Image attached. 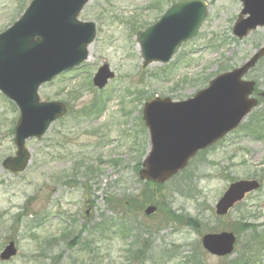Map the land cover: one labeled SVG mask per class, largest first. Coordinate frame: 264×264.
Here are the masks:
<instances>
[{"label":"rangeland","instance_id":"rangeland-1","mask_svg":"<svg viewBox=\"0 0 264 264\" xmlns=\"http://www.w3.org/2000/svg\"><path fill=\"white\" fill-rule=\"evenodd\" d=\"M30 1L0 0V32ZM173 1L90 0L84 6L78 18L97 28L89 58L41 86L42 100L62 101L68 111L43 137L27 140L31 161L20 173L2 165L15 155L20 112L0 92V253L10 241L17 247L0 264H229L247 244L254 264H264V135L251 131L264 114L258 96L264 59L246 76L256 80L259 106L237 129L166 183L139 177L151 149L143 104L157 96L187 99L264 45V26L244 40L231 32L239 0H204L208 14L198 34L168 63L143 67L137 32ZM106 63L115 77L97 89L91 80ZM242 179H258L261 186L227 215H217V200ZM149 204L157 206L151 215L145 213ZM241 221L256 232L245 231ZM224 230L237 236L234 253L211 256L202 236ZM141 248L139 258L130 253Z\"/></svg>","mask_w":264,"mask_h":264},{"label":"water","instance_id":"water-1","mask_svg":"<svg viewBox=\"0 0 264 264\" xmlns=\"http://www.w3.org/2000/svg\"><path fill=\"white\" fill-rule=\"evenodd\" d=\"M89 0H32L20 20L0 33V89L20 108L15 126L16 155L3 165L13 172L26 169L31 152L26 141L45 134L67 107L59 101H41L38 89L61 71L73 68L89 56L87 49L96 35L93 22L77 17ZM243 8L233 27L238 38L264 26V0H240ZM203 0H183L173 4L159 21L138 33L144 66L154 61L168 62L180 44L196 36L207 16ZM264 57L259 48L235 70L218 74L194 97L173 101L170 97L146 102L143 121L150 131L151 151L138 174L145 180L164 183L183 169L200 149L216 143L236 128L258 104L250 94L254 81L244 80L246 72ZM107 64L98 69L94 84L103 88L114 73ZM264 94V93H262ZM259 187L255 180L237 181L217 203L219 215L226 214L246 193ZM156 207L145 210L152 214ZM236 237L232 232L208 233L202 245L213 255L232 253ZM17 253L11 242L0 254L9 260Z\"/></svg>","mask_w":264,"mask_h":264},{"label":"trees","instance_id":"trees-1","mask_svg":"<svg viewBox=\"0 0 264 264\" xmlns=\"http://www.w3.org/2000/svg\"><path fill=\"white\" fill-rule=\"evenodd\" d=\"M252 127H253V128H251L252 131H255L256 133H258L259 136H262L264 134V117L261 116L259 121L257 120L256 124ZM242 225H243L242 227L245 231H249V230L254 231V229L251 228V225L249 223H247L246 221H242ZM132 228H133V230H135L134 227H132ZM254 232H256V231H254ZM90 234H92V232ZM137 235H136V237H137ZM88 244H89V242H86V243L84 242L83 245L88 246ZM250 251L251 250L247 244V247L245 248L244 253L240 254L237 258L232 260L229 264H254V261L252 259L254 257V254L251 253V256H252L251 257L249 254ZM143 252H144L143 248H141L140 250H137V251L131 250L132 255H134V254L137 255V258H139V256H142ZM249 256L251 258V261L247 260V257L249 258Z\"/></svg>","mask_w":264,"mask_h":264}]
</instances>
